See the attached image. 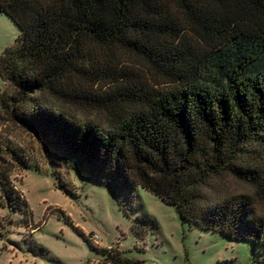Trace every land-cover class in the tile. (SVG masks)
<instances>
[{
	"label": "trees",
	"instance_id": "1",
	"mask_svg": "<svg viewBox=\"0 0 264 264\" xmlns=\"http://www.w3.org/2000/svg\"><path fill=\"white\" fill-rule=\"evenodd\" d=\"M0 13L19 29L0 54V121L49 164L122 204L142 188L190 227L263 242L264 0H0ZM14 169L29 160L0 141V240L37 229ZM225 176L252 193L215 190ZM84 239L98 263L142 264Z\"/></svg>",
	"mask_w": 264,
	"mask_h": 264
},
{
	"label": "rangeland",
	"instance_id": "2",
	"mask_svg": "<svg viewBox=\"0 0 264 264\" xmlns=\"http://www.w3.org/2000/svg\"><path fill=\"white\" fill-rule=\"evenodd\" d=\"M18 35L16 24L0 13V54ZM2 87L0 80V92ZM0 141L22 149L29 160L30 169H14L11 180L29 205L32 228L37 226L10 229L0 240V264H98L84 239L88 235L142 264H264V237L256 245L190 227L173 205L142 188L122 204L80 171L49 164L33 135L2 121ZM214 187L232 196L252 193L229 176ZM256 211L264 220V202L256 203Z\"/></svg>",
	"mask_w": 264,
	"mask_h": 264
},
{
	"label": "built area",
	"instance_id": "3",
	"mask_svg": "<svg viewBox=\"0 0 264 264\" xmlns=\"http://www.w3.org/2000/svg\"><path fill=\"white\" fill-rule=\"evenodd\" d=\"M95 238H97V236H95Z\"/></svg>",
	"mask_w": 264,
	"mask_h": 264
},
{
	"label": "crops",
	"instance_id": "4",
	"mask_svg": "<svg viewBox=\"0 0 264 264\" xmlns=\"http://www.w3.org/2000/svg\"><path fill=\"white\" fill-rule=\"evenodd\" d=\"M98 264H102V263H98Z\"/></svg>",
	"mask_w": 264,
	"mask_h": 264
}]
</instances>
